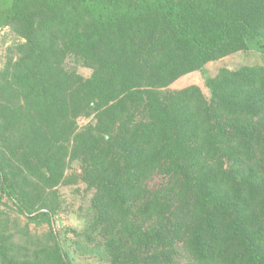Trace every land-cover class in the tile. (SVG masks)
Here are the masks:
<instances>
[{"label":"trees","instance_id":"trees-1","mask_svg":"<svg viewBox=\"0 0 264 264\" xmlns=\"http://www.w3.org/2000/svg\"><path fill=\"white\" fill-rule=\"evenodd\" d=\"M6 26L25 40L15 79L28 111L23 140L12 120L0 127V203L7 195L33 215L15 178H53L67 150L60 138L94 112L73 157L100 189V220L117 229L112 264H176L179 248L198 264H264V68L206 77L208 99L196 86L160 91L211 61L264 52V0H0ZM55 33L60 42L47 45ZM68 56L94 74L54 76Z\"/></svg>","mask_w":264,"mask_h":264},{"label":"rangeland","instance_id":"rangeland-1","mask_svg":"<svg viewBox=\"0 0 264 264\" xmlns=\"http://www.w3.org/2000/svg\"><path fill=\"white\" fill-rule=\"evenodd\" d=\"M75 16H77L74 20L75 26L83 28L84 22L80 21L81 14ZM59 37L60 34L55 33L49 37L47 45L52 46ZM58 41L60 42V38ZM24 43L25 40L11 26L0 27V127L12 120L15 126L11 129L18 141L25 138L22 128L27 125L28 111L26 100L21 96L22 88L15 79L18 74L16 66L25 56ZM58 46L59 44L56 48ZM244 67L264 68V52L251 48L211 61L204 71L187 73L160 91L177 92L196 86L208 99L211 92L206 84V77L216 79L222 70L237 71ZM94 72L95 69L74 56L56 60L52 71L58 78H62L61 74H66L69 78L74 77V80L76 77L88 79ZM76 89L75 86L66 89L70 98ZM97 122L98 118L94 112L74 119L73 132L60 138L67 150L63 153L60 168L53 178L49 175L46 181H40L36 177L27 175L34 182L28 186H25V177L15 178L20 189L28 191L30 195L28 201L24 200L22 194L18 199L24 209L29 207L34 214L29 215L21 211L9 196L2 198L0 264H4L5 260L13 264H59L55 257H59L56 237L65 255L62 260H65L66 264H112L113 252L117 248L114 239L117 229L109 232L110 224L100 220L101 205L98 202L100 189L92 185L93 176L89 174L88 164L73 157L76 148L82 145L81 141L84 142L83 139H86L84 132L88 127L95 126ZM65 123L61 120L58 126L62 127ZM229 163L224 169L230 166ZM12 164L14 170H22L16 161L13 160ZM212 169L217 170L218 167ZM55 177L56 180L53 181ZM161 181L162 176H157L150 185L157 186ZM42 212L48 213L50 217H34ZM140 223V221L134 223L130 221L127 222V227L131 231L134 227L140 226ZM120 232L129 234L124 229ZM178 254L175 258L176 264H198L190 261L183 249L179 248ZM147 258L148 255L144 254L142 260Z\"/></svg>","mask_w":264,"mask_h":264}]
</instances>
